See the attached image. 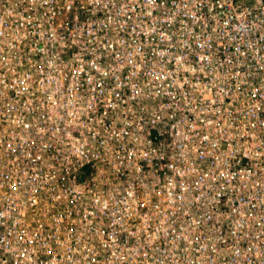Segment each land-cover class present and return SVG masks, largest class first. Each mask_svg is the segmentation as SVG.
Here are the masks:
<instances>
[{"label": "built area", "instance_id": "1", "mask_svg": "<svg viewBox=\"0 0 264 264\" xmlns=\"http://www.w3.org/2000/svg\"><path fill=\"white\" fill-rule=\"evenodd\" d=\"M0 264H264V0H0Z\"/></svg>", "mask_w": 264, "mask_h": 264}]
</instances>
